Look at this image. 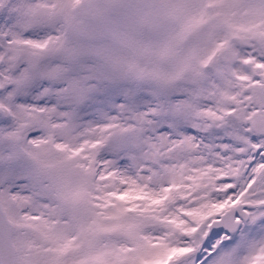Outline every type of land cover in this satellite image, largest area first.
Returning <instances> with one entry per match:
<instances>
[{
    "label": "snow or ice",
    "instance_id": "obj_1",
    "mask_svg": "<svg viewBox=\"0 0 264 264\" xmlns=\"http://www.w3.org/2000/svg\"><path fill=\"white\" fill-rule=\"evenodd\" d=\"M51 2L10 0L0 7V194L27 198L20 211L32 216L46 212L45 205L64 211L22 163L20 149L46 140L52 125L90 129L103 115V127L134 135L96 154V176L132 175L142 184L183 163L185 175L205 177L192 196L169 195L170 205L154 197L168 205L160 217L168 226L153 232L150 243L125 242L122 264H264V91L227 93L215 72L174 83L105 79L75 46L74 13L34 11ZM240 55L264 67V46L253 44ZM161 187L171 192L169 183ZM128 194L114 199L123 202ZM111 256L99 252L92 264H109ZM11 259L0 243V264Z\"/></svg>",
    "mask_w": 264,
    "mask_h": 264
},
{
    "label": "rangeland",
    "instance_id": "obj_2",
    "mask_svg": "<svg viewBox=\"0 0 264 264\" xmlns=\"http://www.w3.org/2000/svg\"><path fill=\"white\" fill-rule=\"evenodd\" d=\"M9 3L0 0V7ZM61 7L76 15L75 46L100 66L105 79L174 83L186 74L215 72L224 78L227 93L264 91V67L254 57L241 56L245 48L237 41L249 48L264 46V0H52L37 3L34 11L59 12ZM228 48L233 62L225 55ZM104 123L99 115L90 129L52 125L46 140L20 149L22 163L38 174L64 211L45 205L46 212L32 216L20 211L28 206L27 198L0 194L16 264H92L99 252L112 253L109 264H122L125 242L150 243L153 232L168 226L160 217L173 202L169 195L192 196L201 187L205 177L185 175L183 163L164 175L153 173L142 184L132 175L96 176V154L134 135ZM164 183L172 186L170 193L161 187ZM124 192L129 194L123 202L114 199ZM161 195L168 205L163 199L155 202ZM168 240L175 237L169 233Z\"/></svg>",
    "mask_w": 264,
    "mask_h": 264
},
{
    "label": "water",
    "instance_id": "obj_3",
    "mask_svg": "<svg viewBox=\"0 0 264 264\" xmlns=\"http://www.w3.org/2000/svg\"><path fill=\"white\" fill-rule=\"evenodd\" d=\"M0 243L6 244L8 246L6 223L3 220L1 213H0ZM11 264H13L12 259H11Z\"/></svg>",
    "mask_w": 264,
    "mask_h": 264
},
{
    "label": "bare ground",
    "instance_id": "obj_4",
    "mask_svg": "<svg viewBox=\"0 0 264 264\" xmlns=\"http://www.w3.org/2000/svg\"><path fill=\"white\" fill-rule=\"evenodd\" d=\"M146 239V238H145Z\"/></svg>",
    "mask_w": 264,
    "mask_h": 264
}]
</instances>
